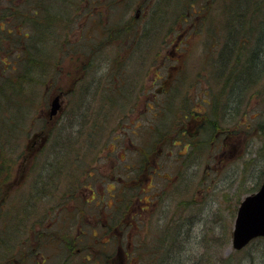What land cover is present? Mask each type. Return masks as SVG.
I'll list each match as a JSON object with an SVG mask.
<instances>
[{"label": "rangeland", "instance_id": "1", "mask_svg": "<svg viewBox=\"0 0 264 264\" xmlns=\"http://www.w3.org/2000/svg\"><path fill=\"white\" fill-rule=\"evenodd\" d=\"M7 1L0 0V8ZM28 1L29 6L36 5ZM45 1L50 10L61 12L68 5L72 9L84 6L88 14L81 11L77 22L70 24L69 15L60 17L57 21L71 28L62 29L66 34L60 42L52 39L46 47L30 49L26 56L51 53L42 63L46 71L32 76L34 83L30 86L22 83L20 76L17 86L21 84L24 90L6 87L0 94L10 103L1 106L0 140L3 146L7 144V150H13L11 160L16 159L6 180V173L0 176V261L7 257L1 255L8 247L22 257L26 250L24 238L28 236L23 223L38 217L42 218V230L31 222L35 230L30 233L41 242L50 240L38 250L48 258V264H80L87 253L90 264H106V259L108 264H147V254L153 256L156 247L159 253L163 250L156 245V238L148 246L143 241L168 228L174 243L163 264H194L199 256L202 259L198 264H236L240 259L244 260L241 264H264L263 238L252 240L242 249L231 246L237 206L246 191L255 189L262 180L264 131L257 129V123L264 124V82L259 99L253 98V92L246 94L243 87H228L222 96L212 63H207L208 56L219 49L223 33L233 24L234 18L224 21L229 9L236 13L237 8H231L229 0H203L201 8L199 0H114L108 3L110 11L105 7L106 0H67L62 5L52 4L55 0ZM189 2H193L192 7ZM151 11L149 32L154 50L150 56L146 54L140 70L136 69L138 55L134 58L136 66L129 67L124 51L110 46L118 39L99 50L111 52L108 60H100L99 52L90 58L87 49L83 51L87 56L72 54L77 46L82 49L91 36L98 41L101 31L113 22L129 26L132 31L139 29L149 22L147 12ZM212 15L219 21L200 26L202 18ZM181 30L184 34L180 38L184 40L175 44L174 35ZM254 34L259 35L258 30ZM77 39L82 41L72 48L71 42ZM7 48L0 40V71L8 68L6 75H11L14 66L19 75L23 59L16 54L21 57L23 51L10 46L16 48V54L2 55ZM260 57L263 62L264 55ZM38 69L33 67L34 71ZM121 71L124 83H120ZM5 76L0 75V79ZM162 84L169 85V93L160 91ZM104 94L113 97L112 101L103 102ZM56 95L60 108L48 118ZM215 95H219V112L209 115H215L224 130L207 137L212 141L206 138L192 152L186 141L197 142L200 137L186 132L183 137L179 123L191 115L206 113ZM162 98L169 101L162 103ZM135 99L132 107L130 103ZM175 100L186 104L190 112L186 119V110ZM20 107L25 108L21 113ZM13 124L20 126L9 129ZM43 126L48 132L43 134H47L45 142L41 146L42 137H36L27 155L28 138ZM190 129H195L194 125ZM151 136L152 140L160 138L155 154ZM39 145L41 151L33 156ZM43 191H48L46 196L40 193ZM91 197L93 200L86 203L85 199ZM103 215L107 216L104 221ZM179 229L183 230L182 238L176 239L175 231ZM144 250V261L139 262Z\"/></svg>", "mask_w": 264, "mask_h": 264}, {"label": "trees", "instance_id": "2", "mask_svg": "<svg viewBox=\"0 0 264 264\" xmlns=\"http://www.w3.org/2000/svg\"><path fill=\"white\" fill-rule=\"evenodd\" d=\"M9 1H12L13 3H15L17 5V7L13 8L11 5L7 4L8 6L7 5L5 6L4 4H2V6L0 8V14H3V16L0 17V20L2 21L3 25L0 26V40H1V42H4L6 44H13V42H15L16 44H14V45L16 46V48H18V49L20 48L23 51V55H21V57H19L18 54H16V57L19 59H23V61H22L21 70L19 72V75H17L18 71H15V70H17L16 67L13 66L11 72H12V74L16 73L15 76L13 77L11 74V75H8L6 77V79H3V80H9L12 83H15V82L19 83V77L21 76L22 83H25V82L29 83V81H26L24 79L25 74L27 72H29L30 74H32L31 75V77H32V76H38L40 73L45 72L46 68H45V65H43L42 63L49 56H52V54L49 53L45 56L29 55V58L26 57V56H28V52L30 49L37 50L41 46L46 47L47 43H50V41L52 39H55V37L50 33L49 30L44 31V28H46V25L43 22V20H41V17L45 16V17H48L49 19L53 18L55 20H58L60 17H64V15H69L67 22H68V24H70L71 21H72V23L77 22L78 16H80L82 14L81 11H84V15H87L88 13L86 12L87 10L84 6H77V7H74V9H72L68 5L61 12H58V10L57 11L50 10V9L47 10V5L45 4V2H46L45 0H33V1H35L36 5H30V6L28 5V2H29L28 0H8L7 3ZM30 1H32V0H30ZM109 1L111 3L114 0H106L105 1L106 2L105 7H107V10L110 11L112 9L108 6ZM167 1H169V0H167ZM199 1H201V3L198 6H199V8H201V5H203V0H199ZM221 1L222 0H217V2H219V3ZM55 2H56V4L62 5V4H66L67 0H55ZM192 3L193 2H189L190 7H192L191 6ZM228 4L231 5V8H237L236 9L237 12L235 13L234 9H229L228 16L224 21H229L230 17L234 18V21H233V24L229 25L227 29L224 28V30L226 29L225 33H223L224 37L229 36V35L232 36L231 32H234V31L231 28V26L234 24H241V25H244L246 28H247V26H249L248 29L250 31H252L253 33L256 32V30L259 31L260 26L259 25H257V27L253 26L250 24V22H255L257 24L264 26V14L263 15L259 14V17L254 18L255 20H253V17L246 12V11H251V9L255 8V7H257L258 9H264V0H232V1L229 0ZM251 4H252V7H251ZM20 5H25V6L24 7L22 6V8H20ZM248 5H250L249 10H248ZM23 8L25 10H23ZM19 9H21V10H19ZM29 11H33L32 14H29L28 13ZM144 11H145V9H144ZM180 12H181V9H180ZM187 12H190V10L186 11V13ZM196 12H198V11H196ZM152 13H153L152 11L147 12V14H149L150 16L148 15L146 23L148 20H149V22L147 24H142L139 29L134 27L135 28L134 31L130 30L129 26H126V27L125 26H118V25H115L114 22L111 25L110 24L107 25V29L106 30L103 29L101 31L102 35H101L100 41H99L101 46H96L94 50L87 51L88 56L90 58H92L93 56H96V54L99 52V50L101 48H104L106 45L111 43L114 39H118V41H114V42H116L115 44H111L110 46L116 47L119 52L124 51L123 56H127L128 60L133 55L132 56L133 57V64H134V66H136V62H135L134 58L137 55L139 56L142 54L144 57H146V54L149 53V56H150L154 50V45H152V42L154 41V39H152V37L150 36V32H149L150 25L153 23L152 16H151ZM245 14H246V17H245ZM247 14L249 16H247ZM135 18L136 17H134V19ZM245 19H246V23H244ZM187 20H188V18H186V17L183 19L184 22H186ZM119 25H121V24H119ZM65 27L68 30L71 29L69 25L67 26V23H65ZM199 28H201V27L199 26ZM145 32H146V34H145ZM222 32H223V28H222ZM183 34H184V32L181 30L179 35L177 33L174 35L175 44H177L179 41L184 40V38H180V36ZM208 37L210 38V36H208ZM214 37L216 39L214 47L216 48V42L218 41V37L216 34ZM41 41H43L44 43L43 44L38 43ZM25 42H27L28 44H26ZM78 42H79V39L72 41L71 43H73V45H77ZM234 42L235 41L232 40V41H228V42L224 43L220 40L219 45H218L219 49L216 50V53H214L213 56L211 54L207 58V63H212L214 79L220 83L219 94L222 96L226 93L227 88H228V86H227L228 77L226 76L225 72H223L222 66H226L227 63L229 64L228 61L231 59V57H229L230 52H231L230 47L234 44ZM225 50L228 51V54H227V51L225 54ZM81 54H84L85 56H87L84 52H81ZM155 57H157V56H155V55L152 56V58H155ZM232 58L234 59L233 64H235L234 61L236 63L239 62V64H240V72L243 71L241 73V75L243 77L242 80L244 79L247 83H252V81L255 82L253 79H256L258 82L257 85H258L259 90H260V88L262 87V84H263L261 81L264 82V77L262 76V72H264V71L259 69V68L258 69L256 68V59L253 57L254 60L250 61L246 65V63L244 61H242L237 55L232 56ZM27 59L29 60L28 62H29L30 66L28 65V69H25V61ZM4 62H5V60H4ZM88 62H90L89 59H88ZM215 65H216V67H215ZM33 67H39V69L37 71H34ZM0 73H1V71H0ZM121 74H122L123 78H122L120 83H124L125 76H124L123 71H121ZM255 75H256V77H255ZM168 80H169V76H168L167 81ZM125 84H127V83H125ZM30 85H31V83L29 84V86ZM19 86L22 87L21 84ZM162 86H163V84L160 85L159 89H160V91H162L163 94H166L168 91L165 89L168 88L169 85L167 84L166 88H163ZM2 87H3V84L1 85V83H0V94H3V92L5 91V88L7 86L4 85L3 89H2ZM243 88H245L244 90H248V85L243 86ZM8 89H9V87H7V90ZM169 90H170V88H169ZM18 91H21V90H18ZM259 92L256 94H253V98H257ZM140 94H141V91L139 93L136 92L135 97L138 98ZM14 95H16V94L13 92V96ZM111 95H113V93ZM7 96H8V93H7ZM218 97H219V95H215L212 97L211 103L209 104V109L206 113H204L203 115H199V114L191 115V117L189 119L179 123V124H181V131H182L183 137H185L184 136L185 132L190 136L193 135V136L200 137V141H197V142H193L192 139L190 141L189 140L186 141L187 145L190 146V148H191L190 151H192V152L195 149H197V145H200L199 143L206 141L207 139L211 140L210 138H207V137L212 138V136L214 137V135L217 132H221L222 130H224L222 127H220L218 125V121L216 120L215 115H214V118H213V116L209 115L210 113H213V112L214 113L219 112ZM112 98L113 97L107 96L104 94V97L102 98V100H103V102H107V101L111 102ZM163 99L164 98H162V100ZM257 99H259V98H257ZM136 101H137V99L132 101L130 103V105L133 107L135 105ZM164 101L167 103L169 101V99H167V98L164 99L162 103H164ZM15 102L17 103V101H15ZM175 102L179 103L178 104L179 106L182 105L181 100H179V102L177 100H175ZM2 105L8 106V105H10V103H8V100L6 98H3V99L0 98V112H1V106ZM182 107L184 110H186V113L184 116V118L186 119L188 117V115L190 114V112L186 109L185 103H183ZM162 108L164 109L165 106H163ZM20 109L21 110L19 111V113H21V111H23L25 108L20 107ZM257 124H259L257 126V129H259V130L261 129L264 131V124L262 122L257 123ZM191 125H194L195 129L191 130L190 129ZM44 126H47V124H44ZM44 126H43L42 130L44 133L48 134V132L45 130ZM161 133L164 134L163 132H161ZM159 139L160 138L156 137L154 140H152V136L150 137L149 141L153 145V148H155L154 154L160 148L159 145H156L157 141ZM153 142H155V143L153 144ZM2 143L3 142L0 140V155H2L5 150H7V144L3 146ZM221 143H223V141H221ZM218 147H219V145H218ZM218 147H217V149H218ZM8 150L11 151V149H8ZM11 159L12 158H10L9 160H6L5 158H3L2 161H0V174L6 173L9 175V168H10L12 162L14 161V159L13 160H11ZM251 191L252 190H248V191H246L245 194L250 193ZM0 197H1V194H0ZM24 226H25V224H24ZM178 226H180V224ZM169 227H170V225H169ZM171 231H172L171 228H168V230H161V233H162L161 235L158 234V235L154 236L153 239L151 237L149 239L146 238V240L143 241V242L148 243L147 245H145V246H148L150 244V242L156 238V245H158L163 250L161 253H159V252H157V247H156L155 251L153 252V256H150L147 254L146 255V258L148 260L147 264H163L165 262L166 259L163 260V258L167 254H170L169 252L171 250V247L168 245L169 243H167L168 239H169L168 235ZM162 236H165L167 238L166 241L161 240ZM171 243L173 244L174 240ZM171 243H170V245H171ZM139 245H142V243ZM165 251H166V253H165ZM146 253H147V251L144 250V253H142L143 256H141V258H139V260H138L139 262L144 261L143 257ZM201 259H202L201 256L196 257L193 260V263L198 264V263H200L199 261ZM241 261L242 260H240V263H241ZM105 262H106V264H108L107 259ZM226 262H228V259ZM223 264H225V261H223Z\"/></svg>", "mask_w": 264, "mask_h": 264}, {"label": "bare ground", "instance_id": "3", "mask_svg": "<svg viewBox=\"0 0 264 264\" xmlns=\"http://www.w3.org/2000/svg\"><path fill=\"white\" fill-rule=\"evenodd\" d=\"M54 3H55V1L53 2V4ZM7 4L11 5L13 8L17 7V5L15 3H13L12 1H9ZM47 8H49V7H47ZM49 9H47V10H49ZM32 12L33 11H29L28 13L32 14ZM246 12L248 14H250L253 18H258L259 14H261V15L264 14V9H258L257 7H255V8H252L251 11H246ZM2 16H3V14H0V17H2ZM41 20H43V22L46 25V28H44V31H48L49 30L50 33L56 38L55 42H60L61 37H63L66 34V33H64V31H62V29H64V28L66 30L65 23L63 25L62 23L58 22L57 20H55L53 18L49 19L48 17H45V16H42ZM218 21H219L218 17L216 15H212L208 19L202 18L199 21V24H200V26H205V25H209V24H212V23L218 22ZM51 24L55 25V27L50 26ZM250 24L253 25V26H256V27H257V25L260 26V29L258 31L259 35H255L252 31H250L248 29L249 26H247V28H246L244 25L234 24V25L231 26V28L234 31V32H231L232 36H230V35L229 36H225V37L223 36V38L221 39V41L224 42V43L228 42V41H232V40L235 41L234 44L230 47V51L231 52H230V56L229 57H231V59L228 61L229 64L227 63L226 66H222V69H223V72H225L226 76L228 77L227 86L229 88H232V90H236V89L242 88L245 85H248V90L245 93L246 94H250V93L253 92V94H256V93L259 92V87L257 85L258 84L257 80L253 79L255 82L252 81V83H247L244 79L242 80L243 77H242L241 73L243 71L240 72V64H239V62L236 63L235 61H234L235 64H233V60L234 59L232 58V56L237 55L242 61H244L246 63V65L250 61H253L254 58H255L256 59V68L257 69L259 68V69L264 71V61L262 62L259 59V58H261L260 56L262 54L264 55V44H263L264 43V35H263L264 34V26H262L260 24H257L255 22H250ZM145 34H146V32H145ZM100 35H99L98 41H97V38H91L92 37L91 36L86 41V44H85V46L82 49L78 48L79 46H77V48H75L73 50L72 54L78 56V55H80L81 52L86 51V49H87V51H90V50H94L96 46H101L100 43H99ZM81 41H82V39H79V42H81ZM14 44H16V43L13 42V44H7V46L9 48H7L6 51H4V53L2 55H5L7 52H12L13 55H15L16 54L15 51H14L15 49L13 50L12 48H10V46H15ZM75 46L76 45H73V43H71V47L72 48L75 47ZM226 51L227 50H225V54H226ZM227 54H228V51H227ZM111 56H112V54L108 50H105L102 53L100 51L98 53V57H99L100 60L101 59L104 60V58H106L108 60ZM132 56L128 60V66L129 67H134L133 66V57ZM137 59L139 60V64L136 63L137 64L136 69L140 70V67L141 66L143 67L146 59H145V57L142 54L139 55ZM105 64H108V62H106ZM25 69H28V67H25ZM173 69L175 70V68H173ZM7 72H8V68H5L0 73L1 78H3L7 74ZM7 76L8 75L5 76V79H6ZM255 77H256V75H255ZM24 79L26 81H29V84L31 83V85H33L34 81H33V78L31 77L29 72H27L25 74ZM0 80H2V79H0ZM0 83L3 84V85H6L7 87H9L8 90H14L15 89L14 87L17 86V84H18L17 82L12 83L9 80H2V81H0ZM17 90H24V88H22L20 86H17ZM236 93H237L238 96L240 95V91L236 92ZM237 95H235V97H237ZM15 122L16 121L13 120V123H15ZM17 122H20V121L17 119ZM19 126L20 125H18V124H13V125L9 126V129H11L12 127H19ZM1 127L4 129L5 123L1 124ZM12 132H15V130H12ZM59 137H61L60 133H59ZM7 138H9V137H7ZM12 153H13L12 151L7 150L5 153L0 155V161H2L3 158H5L6 160H9ZM152 172L153 173L156 172L155 168H152ZM2 174L3 173H1L0 176ZM7 175L8 174H5L4 179H6ZM261 175H262V177L260 179H262V180H261L259 186L256 185V188L253 189L250 193H248V195L254 194L260 189V185L262 184L263 177H264V168L261 170ZM66 232H69V231L67 230ZM175 233L176 234H175L174 237L176 239L177 238L180 239L179 237H181V234H183V230L179 229V230L175 231ZM65 234H62L61 236H64ZM171 238L172 237H169V239H168V243H169L168 245L169 246H170ZM166 239L167 238L165 236H162V238H161L162 241H166ZM173 240H174V238H173ZM74 249H75V251H78V250H76V247ZM80 264H90V262H89L88 259H86V260L82 261ZM91 264H94V262H91ZM236 264H241V263L239 262V260H237Z\"/></svg>", "mask_w": 264, "mask_h": 264}, {"label": "water", "instance_id": "4", "mask_svg": "<svg viewBox=\"0 0 264 264\" xmlns=\"http://www.w3.org/2000/svg\"><path fill=\"white\" fill-rule=\"evenodd\" d=\"M60 108L59 96L52 98L49 116ZM264 237V177L260 189L251 195H245L240 201L231 233V244L235 249L245 246L252 238Z\"/></svg>", "mask_w": 264, "mask_h": 264}, {"label": "flooded vegetation", "instance_id": "5", "mask_svg": "<svg viewBox=\"0 0 264 264\" xmlns=\"http://www.w3.org/2000/svg\"><path fill=\"white\" fill-rule=\"evenodd\" d=\"M167 86V85H166ZM163 88H166L165 86L163 87ZM165 90H167L168 92H169V88H166ZM167 92V93H168ZM43 133V130L41 129V130H39L37 133H35L34 135H31V137L30 138H28V140H27V142H28V144H27V146H26V150H25V153L27 154V155H29V153L30 152H32V150H31V147H29V146H33V142H35L36 141V137H42V142H41V146H42V144H43V142H45V139L47 138V136L46 135H43L42 134ZM28 135V134H27ZM26 135V136H27ZM24 136V135H23ZM22 136V137H23ZM12 137V136H11ZM10 138V137H9ZM18 138V137H17ZM19 138H21V137H19ZM18 141H21L20 139L18 140ZM38 146V148L37 149H35V151L32 153V155L34 156L35 154H36V152L38 151V152H40L41 150V146ZM11 151L13 152V150L11 149ZM32 156V157H33ZM24 157H25V155H24ZM16 160V159H15ZM14 160V161H15ZM13 161V162H14ZM13 162H12V164H13ZM12 164H11V166H10V168H9V170L12 168ZM27 171V170H26ZM28 172H29V170H28ZM27 175V173L25 174V176ZM9 175H7V177H8ZM6 180V179H5ZM92 191V190H91ZM39 192V191H38ZM47 192L48 191H43V192H40V193H45V195L44 196H46V194H47ZM1 198V197H0ZM1 200V199H0ZM93 200V197H91V199L89 200V199H85V201H86V203H89V202H91ZM24 214V213H23ZM76 215V214H75ZM23 217H26V216H24L23 215ZM105 217H107V216H105V215H103V217L101 218L103 221L105 220ZM27 219V218H26ZM65 219H68L66 216H64V220ZM40 220H42V218H38V217H36L35 218V221H33V220H27V223H23V227L22 228H24V232L26 233V231L28 232V236H27V238H26V236H25V238H24V245H25V252L23 253V255H22V257H21V254H20V257L19 256H17V255H14V249H13V247L12 248H10L9 249V247H8V251L7 252H5V253H2V255L1 256H3V255H5L6 254V256L7 257H5V259L4 260H2V261H0V264H48V258L45 256V255H40V252L38 251L39 250V246L40 245H42V244H47V242H49L50 240L49 239H47V238H45L42 242H41V240L38 238V237H34L33 236V234L32 233H30V232H32V231H34L35 229L33 228V226H31L30 225V223L31 222H33V223H37L38 224V228L40 229V230H42V228H41V226H40ZM70 220V219H69ZM71 222H73V221H70L69 222V224L71 223ZM75 222V221H74ZM24 224H25V226H24ZM64 225H65V223H64ZM65 227V226H64ZM93 235H95L94 233H93ZM22 241H23V238L21 239ZM22 250H24V249H22ZM42 257V258H41ZM86 259H90V257H89V254L87 253V256L85 257ZM37 260L36 261V263H33V261L34 260ZM41 259V262H39V260ZM94 264H95V262H94Z\"/></svg>", "mask_w": 264, "mask_h": 264}]
</instances>
